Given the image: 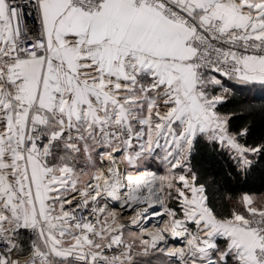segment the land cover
<instances>
[{
    "label": "snow or ice",
    "instance_id": "1",
    "mask_svg": "<svg viewBox=\"0 0 264 264\" xmlns=\"http://www.w3.org/2000/svg\"><path fill=\"white\" fill-rule=\"evenodd\" d=\"M256 117L264 0H0V264H264Z\"/></svg>",
    "mask_w": 264,
    "mask_h": 264
},
{
    "label": "trees",
    "instance_id": "2",
    "mask_svg": "<svg viewBox=\"0 0 264 264\" xmlns=\"http://www.w3.org/2000/svg\"><path fill=\"white\" fill-rule=\"evenodd\" d=\"M248 120H254V132L253 136H258L260 132L264 129L261 127V123L259 120V117L256 118H248ZM203 155L205 159H207V151L204 150ZM214 171H219L214 169ZM228 186L231 188V195L236 198L242 195L244 192H250L254 194H264V183L261 182L259 178V173L257 174V178L254 181H249L247 184H241L239 182L235 183V186H233V182L229 181ZM227 203L226 200L219 201L218 207L225 205ZM173 207H176L177 205L175 203L172 204Z\"/></svg>",
    "mask_w": 264,
    "mask_h": 264
},
{
    "label": "built area",
    "instance_id": "3",
    "mask_svg": "<svg viewBox=\"0 0 264 264\" xmlns=\"http://www.w3.org/2000/svg\"><path fill=\"white\" fill-rule=\"evenodd\" d=\"M158 220H159V218H157V219H153V218H152V219H151L152 224L157 223ZM144 223L147 224L148 227H151V226H152L151 224H148V220H147V219L144 221ZM24 235H25V237H27L29 234L25 233ZM21 242L24 243V244H26V243H27V240L25 239V240H22ZM176 243H177V242H176ZM171 244H174V243L171 242V241L169 240V245H171Z\"/></svg>",
    "mask_w": 264,
    "mask_h": 264
},
{
    "label": "bare ground",
    "instance_id": "4",
    "mask_svg": "<svg viewBox=\"0 0 264 264\" xmlns=\"http://www.w3.org/2000/svg\"><path fill=\"white\" fill-rule=\"evenodd\" d=\"M152 218H153V219H157V218H159V217H156V216L152 215L151 213H149V215H148V217H147V220H151ZM177 243H178V244H176L175 246H180L181 243H182V241H179V240H178ZM174 244H175V243H174ZM171 245H173V244H171ZM171 245H170V246H171Z\"/></svg>",
    "mask_w": 264,
    "mask_h": 264
},
{
    "label": "rangeland",
    "instance_id": "5",
    "mask_svg": "<svg viewBox=\"0 0 264 264\" xmlns=\"http://www.w3.org/2000/svg\"><path fill=\"white\" fill-rule=\"evenodd\" d=\"M152 168H153V170H155L156 169V165L154 164V165H152ZM173 207V206H172ZM177 207V206H176ZM175 208V207H174ZM176 244H178V243H175V244H173V245H176ZM170 246V245H169ZM172 246V245H171ZM152 264H158V261L155 259V258H153V260H152Z\"/></svg>",
    "mask_w": 264,
    "mask_h": 264
},
{
    "label": "water",
    "instance_id": "6",
    "mask_svg": "<svg viewBox=\"0 0 264 264\" xmlns=\"http://www.w3.org/2000/svg\"><path fill=\"white\" fill-rule=\"evenodd\" d=\"M170 241L173 242V243H176L178 240H172V239H170Z\"/></svg>",
    "mask_w": 264,
    "mask_h": 264
}]
</instances>
